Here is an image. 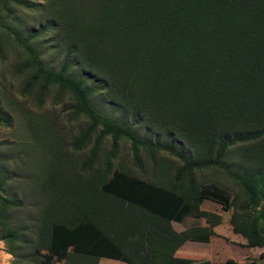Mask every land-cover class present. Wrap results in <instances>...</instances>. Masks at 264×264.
I'll return each instance as SVG.
<instances>
[{"label": "trees", "instance_id": "16d2710c", "mask_svg": "<svg viewBox=\"0 0 264 264\" xmlns=\"http://www.w3.org/2000/svg\"><path fill=\"white\" fill-rule=\"evenodd\" d=\"M25 11L35 25H21ZM5 47L15 52L9 65L26 101H0V126H12L3 105L20 113L34 139L25 147L41 145L47 158L35 172L41 203L27 232L12 220L22 205L7 188L9 154L0 152V241L11 264H211L207 251L182 247L208 242L221 223L201 208L207 200L231 211L247 247L264 248V0H0V63ZM50 51L55 65L45 62ZM50 91L87 120L73 141L92 143L79 170L39 113ZM100 98L108 110L97 108ZM122 140L136 165L146 152L153 179L114 168ZM205 171L224 173L237 191ZM187 215L207 226L175 232L170 221ZM246 264H264V251Z\"/></svg>", "mask_w": 264, "mask_h": 264}, {"label": "rangeland", "instance_id": "374dc122", "mask_svg": "<svg viewBox=\"0 0 264 264\" xmlns=\"http://www.w3.org/2000/svg\"><path fill=\"white\" fill-rule=\"evenodd\" d=\"M38 4L42 0H32ZM35 14L31 11H25L21 18V25L32 26L36 24L34 19ZM48 36L39 40L38 45L44 48L47 44ZM5 47L4 50L7 51L6 59L4 63H0V101H5L7 99L14 100L16 102L26 101L23 100L24 96L21 95V84L22 80L15 76L9 63L15 57V52L11 48ZM45 62L48 64L55 65L59 61V56L57 52H48L46 54ZM81 71V69L79 70ZM55 91H50L43 101V104L40 106L39 113L42 115L43 119L45 118L46 124L50 127L52 131L55 132L56 138L59 139L58 144H60L61 149L64 151L62 155L65 158L69 159L73 163V166L79 170V165L84 162V159L87 157V153L91 148L92 143L85 146V148H75L73 145L74 139L77 137L81 129H83L87 123V120L84 117H75L70 110L67 108V103L60 102V98L57 99V102H54L55 97L53 96ZM97 108L101 111L108 110L110 104L108 100L100 98L98 101H95ZM6 105H3V111L10 115L12 119V126L5 127L0 126V141H6L5 145H2L0 152L9 154V159L5 162L8 171L13 174V178L8 184V190L13 199L19 201L22 205L21 209L15 210L12 215V220L15 225L20 226L22 230H26L27 223L29 219L33 217V210L38 206L40 202V194L36 188V175L35 172L42 169L46 163L47 158H44L43 152H46L44 148L40 145L39 147L35 146L32 150L31 148L25 147L28 143H34L32 134L29 132L27 125L24 122L22 115L18 112L8 111ZM34 111H37L33 106L31 108ZM38 112V111H37ZM114 112V108H112ZM118 115V114H117ZM123 116L129 123L128 115L125 113H120L119 117ZM139 135L146 133L144 124L137 128ZM148 137L151 139H156L161 141L164 139V135H157L151 131H148ZM57 139V141H58ZM36 144V143H35ZM110 139H105L101 150L98 152L96 164H99L101 167L103 164V159L106 156L108 150L110 149ZM117 156L114 160V168L124 167L128 169L131 174L138 176L143 179H153L154 172L152 167V161L146 154L142 152L140 163L138 166L134 163V160L130 154L129 142L122 140L117 148ZM166 159H169L172 163H177L175 159L165 156ZM78 164V165H77ZM36 170V171H35ZM205 178L207 180L216 181L220 186L227 188L230 192L237 191V187L233 181L228 178L222 172H208L205 171ZM200 178L201 175L199 174ZM201 208L207 211H213L222 216L221 226L218 228V236L226 239L228 246L224 248V251H221L224 255L221 258H216L218 262L222 263L228 259L233 260L237 264H246L251 261L256 260L259 257V254L264 251V248H249L243 243V237L239 234H236L232 231V226L229 223V216L231 211H223L220 206L216 203H213L207 200ZM32 211V212H31ZM31 212V213H30ZM190 220L187 218L183 224H188ZM198 221V220H197ZM26 222V224L24 223ZM28 232V231H27ZM26 234L28 235L29 233ZM205 244H198L197 248H206ZM14 257L7 250L6 245L3 241H0V264H11ZM53 262V264H62L61 262ZM24 264H31L30 261L24 262Z\"/></svg>", "mask_w": 264, "mask_h": 264}, {"label": "crops", "instance_id": "0c3cea01", "mask_svg": "<svg viewBox=\"0 0 264 264\" xmlns=\"http://www.w3.org/2000/svg\"><path fill=\"white\" fill-rule=\"evenodd\" d=\"M187 218L190 221L188 222V224H183ZM170 225L175 232L180 233V232H182V231H184L190 227H193V226H207V223L203 218H194L190 215H187L182 220H179V221L178 220H171ZM219 226H221V223L213 228L214 235L210 236V239L208 242L187 241L182 245V247L187 248V249H193V250L207 251L209 253V259H210L211 264H224L227 261L226 259L222 263L221 262L216 263V262H218V261H216L217 260L216 258H219V257L222 258V256L224 258V255L220 252L224 251V248L226 246H228L226 239H223V238L218 236L217 230L219 229L218 228ZM242 241H243L241 243L242 245H243V243L246 244L245 239H243ZM198 244H202V245L205 244L206 248H197L196 246ZM221 258H219V260ZM57 262L62 263V261H56L55 263H57ZM97 264H128V263H126L122 260H119V259L100 257V258H98Z\"/></svg>", "mask_w": 264, "mask_h": 264}]
</instances>
